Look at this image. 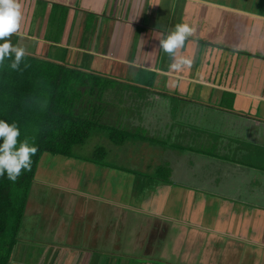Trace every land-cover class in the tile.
<instances>
[{
	"label": "crops",
	"instance_id": "0c3cea01",
	"mask_svg": "<svg viewBox=\"0 0 264 264\" xmlns=\"http://www.w3.org/2000/svg\"><path fill=\"white\" fill-rule=\"evenodd\" d=\"M22 3L14 45L111 81L106 120L125 144L102 133L106 156L165 134L175 158L138 181L45 156L10 264H264V0ZM181 23L195 36L177 70L161 40Z\"/></svg>",
	"mask_w": 264,
	"mask_h": 264
},
{
	"label": "trees",
	"instance_id": "16d2710c",
	"mask_svg": "<svg viewBox=\"0 0 264 264\" xmlns=\"http://www.w3.org/2000/svg\"><path fill=\"white\" fill-rule=\"evenodd\" d=\"M11 63L5 61L0 70V119L18 122L21 140L34 138L39 151L31 172L25 171L17 183L6 175L0 179V264L11 262L45 156H77L76 148L105 130L115 133L108 135L116 144H125L124 139L116 141L122 129L106 120L110 80L38 56L27 55L19 71H13ZM97 154L93 160L100 163L107 149L102 146Z\"/></svg>",
	"mask_w": 264,
	"mask_h": 264
},
{
	"label": "clouds",
	"instance_id": "9594fccd",
	"mask_svg": "<svg viewBox=\"0 0 264 264\" xmlns=\"http://www.w3.org/2000/svg\"><path fill=\"white\" fill-rule=\"evenodd\" d=\"M23 24L22 0H0V70L5 67V61H12L11 69L19 71L28 55L26 49L14 45L11 41L14 35L24 38ZM194 36L195 29L188 23H181L161 40L163 51L174 59L172 68L178 70L191 65V60L178 57L177 53ZM21 136L18 122L0 119V179L6 175L8 180L17 183L25 171L32 170L33 157L37 155L39 148L34 138L21 140Z\"/></svg>",
	"mask_w": 264,
	"mask_h": 264
},
{
	"label": "rangeland",
	"instance_id": "374dc122",
	"mask_svg": "<svg viewBox=\"0 0 264 264\" xmlns=\"http://www.w3.org/2000/svg\"><path fill=\"white\" fill-rule=\"evenodd\" d=\"M63 53H69L71 54L72 52H65L62 50ZM86 60H84V64H85ZM112 85V84H111ZM119 99V98H118ZM120 100V99H119ZM106 102V101H105ZM121 122V121H120ZM114 127L117 126L113 125ZM112 127V129L114 128ZM106 132H103L104 134H108V132L105 130ZM139 131L137 130L136 133H138ZM115 134L114 132H110V134ZM140 133V132H139ZM118 134V133H117ZM116 134V135H117ZM163 135L165 134H161L162 137H154V139H156L155 141L153 140L147 143H145L144 141H139L136 140V143H133V146H131L129 148V151H131V153L129 154V157H125L123 158L122 156H118L117 155H108V156H104L106 158H103L101 161H107V164H111L113 166H117L119 168L122 169H126V170H130L132 173H135V179H138V181H142L144 180H148V178L150 179H155V178H161L162 175H158V168L159 167H168V164H171L173 159L175 158V155H171L169 154L170 150H166V154L164 149H163V145L166 146H171L173 144V142H170V144H164V140L167 139L166 137H164ZM217 140L219 138H216ZM169 141V139H167ZM117 142H121L123 141V138L118 136ZM180 143H188V142H180ZM191 143V142H189ZM109 144H112V141L108 138V137H102L101 135H94V137L92 139H90L88 141V143L82 148H76L77 150V157L83 158V159H92L93 157L97 158L99 157V154L96 155L97 150L102 147V146H109ZM176 146V145H173ZM205 151H209V150H205ZM211 153H216L214 152L213 148L210 149ZM169 154V156H167ZM76 155V154H75ZM180 155V154H179ZM115 156V157H112ZM166 157L169 158L168 163H166L165 159ZM234 157V156H233ZM131 159V160H130ZM253 159H249V161H251ZM159 162H162V164H157ZM256 157L254 162H256ZM256 166H258V163H255ZM135 171V172H133ZM46 174L49 173V170L45 171ZM129 172V173H131ZM131 173V174H132ZM164 177V176H163ZM22 235V234H21ZM26 243L23 244H32V241H25Z\"/></svg>",
	"mask_w": 264,
	"mask_h": 264
}]
</instances>
